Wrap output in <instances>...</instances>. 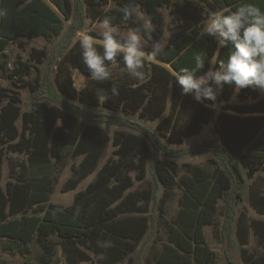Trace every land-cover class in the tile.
<instances>
[{
	"label": "trees",
	"instance_id": "16d2710c",
	"mask_svg": "<svg viewBox=\"0 0 264 264\" xmlns=\"http://www.w3.org/2000/svg\"><path fill=\"white\" fill-rule=\"evenodd\" d=\"M177 0H0V51L20 38L59 37L52 60L59 57L55 87L48 75L45 84L51 104L38 102L33 109L23 111L19 92L0 84V238L9 244L28 246L37 242L43 249L41 264H51L57 253L52 235L62 240L66 264L83 262L121 264L142 243L152 226L150 203L152 189H134L135 181H144L154 157L150 142L141 134L117 130L113 137L98 123L91 122V109L103 108L111 118L118 113L137 115L148 121L159 120V135H147L154 146L164 150L165 158L155 160L154 169L164 185L158 209L166 214L167 205L178 184L183 193L177 214L164 219L167 243L151 248L149 263L153 264H213L216 259L205 236V226L214 224L221 199H227L223 238L231 241L234 232L247 236L252 232L261 243L262 253L243 250L244 264H264V219L248 220L238 215L235 205L243 198L247 175L253 177L264 170V97L258 89L237 90L224 84L215 102H197L192 95H182V89L172 76L181 68H195L197 57L205 68L219 69L232 51L231 45L221 48L213 37L203 35L204 20L190 30L171 36L154 63H146L144 78L132 79L127 74L122 56L115 66L109 65L111 78L104 82H89L82 88L74 84L72 71L80 70L89 77L82 61V51L74 37L88 19L102 23L105 16L117 28H130L149 41L165 32V19L160 11ZM213 11L232 12L245 4H253L264 13V0H203ZM111 2L116 5L106 8ZM141 5L153 23L154 32L143 30V23L133 18L125 20L121 9ZM183 11V10H182ZM186 16V12H182ZM71 21L70 24H67ZM97 41L102 38L91 34ZM23 46V43L21 42ZM102 52L99 43L96 45ZM144 51L151 49L144 47ZM48 55L45 49L33 47L31 61L20 56L12 72L1 61L4 76L12 78L16 87L29 86L36 92L44 82L38 64ZM37 71L35 82L24 77ZM18 83L20 84L18 86ZM115 87L119 95H111ZM105 89L108 99L98 103L96 91ZM12 93V94H10ZM238 97L241 102H231ZM209 107L207 105H213ZM216 107L220 110L216 114ZM216 114V137L198 145L195 152L211 151L217 160L210 171L197 164H186L188 173L179 174L174 153L169 144L181 145L186 139L201 133ZM22 120V128L17 122ZM123 123L129 124L127 120ZM110 142L113 156L99 168ZM82 156L72 166V174L62 186L63 192L76 189L91 178L66 207L49 202L58 182L51 171L30 174L32 168L49 167L61 160L67 150ZM15 153L26 155L20 162ZM5 160L10 165L11 180L6 189L1 185ZM135 173L133 176L132 173ZM252 208L264 216V182L250 185ZM111 241V248L97 246V241ZM88 242H91L88 245ZM243 243H246L244 240ZM15 245V246H16ZM13 247V246H12ZM91 250L92 253L89 251ZM103 255L104 260L97 257Z\"/></svg>",
	"mask_w": 264,
	"mask_h": 264
},
{
	"label": "rangeland",
	"instance_id": "374dc122",
	"mask_svg": "<svg viewBox=\"0 0 264 264\" xmlns=\"http://www.w3.org/2000/svg\"><path fill=\"white\" fill-rule=\"evenodd\" d=\"M115 5L116 4L114 2H111L106 8H111ZM135 9L137 10V14L133 18L134 21H140L144 24L146 20H150L144 7L139 5ZM160 11L162 12L165 19L164 36L154 41H149L140 35L144 47H148L151 49L152 44L159 40L163 43V45H165L168 42L169 38L174 34L183 30L190 31L195 26V24L197 22H200L201 20H204L207 23L208 14L212 12L203 0H177L172 4L162 6L160 8ZM182 12H186L187 15L183 16ZM70 22L71 21H68L67 24H70ZM101 25L102 23L99 22L92 24L90 20L87 19L84 23L83 28L77 32L84 31L89 33L90 35L96 34L100 36ZM113 28H115L122 34L127 33L128 31H132L128 27ZM58 41L59 37L20 38L17 41L10 43L4 52L0 51V84L9 90H15L19 92L21 98V107L23 111L33 109L38 102H45L48 104L52 103V100L49 99L50 96L48 94V88L45 84V80L49 75L52 81V87H55L54 78L58 61H56V59L52 60V57L54 55L56 44L58 43ZM21 42L23 43V46L21 45ZM33 47L38 49H45L48 53V55L43 59V63L38 64L44 82L36 92H33L29 86L20 87L19 83V87H16L12 78L4 76L3 68L1 67V61L5 60L7 62V71L12 72L18 56H20L25 61H31V53ZM57 58L59 60V57ZM54 63L55 73L52 78L51 70ZM72 74L74 78V84L77 88H82L89 82L88 76L83 74L78 69L73 70ZM36 75L37 71L34 69L31 75H27L24 78L34 83ZM262 97H264V92L262 93ZM231 102L239 103L241 101L238 97H235ZM3 104V102H0V109ZM219 110L220 108L216 107V114L219 112ZM90 111L94 112V115H92L91 117V122L98 123L110 134L111 137H113L114 133L117 130L135 132L141 134L145 139H147L150 142L153 151H155L154 157L148 166L145 180L135 181V185L133 187V190L152 189L153 191L154 198L150 203L152 226L148 234L143 239L142 243L139 245L138 249L133 254H131L123 263H121L153 264L148 262V258H151V248L153 246L161 248L164 243H167L164 219L170 221L171 218L177 214L180 206L179 201L183 193V189L177 184L174 187V195L167 205L166 214L160 213L158 204L164 191V185L159 181L155 173L154 163L158 158H165V155L163 154L164 150L156 148L149 137H147V135L149 134L151 136L159 135L157 125L160 119L156 121H148L145 119H141L137 115L126 116L122 113H118L111 118L110 112L103 108L91 109ZM216 114L209 124L203 126L200 134L186 139L185 142L181 145L169 144L165 140H162L166 148H170L174 153L173 159L179 165L178 176L188 173V170L185 166L186 164H197L206 168L207 170L212 171L214 170L215 165L213 164V162H211V160H217L218 162H220L219 158L215 157V155H213L211 151L195 152L193 150L195 147L203 144L205 141L212 140L214 139V137H216ZM123 120H127L129 124L123 123ZM17 124L19 128H22L21 119L18 120ZM113 151L114 147L112 145V142H110L103 155V158L101 159L99 168L108 160V158L113 156ZM14 155L18 157L20 162H27L26 155L19 153H15ZM81 159L82 156L75 155L73 151L69 149L64 153L61 160L54 163L53 165L43 168H32L30 170L31 176H34L35 174H41L44 171H51L56 175L58 182L49 202L61 207H66L73 202L74 197L78 193V191L84 189L89 183L94 174L82 181V183L76 189L69 192L62 191L63 184L72 174V166L75 164H79ZM244 174L247 178L244 195L243 198L239 200L237 205H235V209L238 211V215L243 214L248 220L252 218L264 219L263 215H260L252 208L249 201L250 185L254 184L255 186H260L264 182V170H260L256 172L253 177H249L247 175V169L244 168ZM132 175L134 176L135 173L133 172ZM11 179L12 177L10 176V165L8 161L5 160L1 180V185L4 189H6L7 182ZM227 203L228 202L226 198L220 200L219 211L216 215L215 222L214 224L205 226V236L211 249L216 254V259L213 264H244L242 259L243 250L247 249L251 252H255L256 254H261L263 249L260 241L253 235L252 232H249L245 238L244 236H240V234H237V232H234L231 241H229V238H226V240H224L223 231L225 222V209ZM51 238L53 244L57 249V253L51 264H66V258L62 251V239L57 234H53ZM244 240L246 241V243H243ZM90 244L91 242H88V245ZM15 245L16 244H9L8 240L6 239L0 238V264H41L40 260L43 255V249L36 241L28 246ZM89 251L92 253L91 250ZM81 264L100 263L83 262Z\"/></svg>",
	"mask_w": 264,
	"mask_h": 264
},
{
	"label": "clouds",
	"instance_id": "9594fccd",
	"mask_svg": "<svg viewBox=\"0 0 264 264\" xmlns=\"http://www.w3.org/2000/svg\"><path fill=\"white\" fill-rule=\"evenodd\" d=\"M121 12L125 20L137 14V10L130 6L123 7ZM143 30L148 34L154 32L150 20L144 22ZM202 34L215 38L221 48L231 45L232 51L227 62L221 63L219 69L212 65L203 75H198L205 68V63L199 57L196 58L195 68L184 67L174 71L172 76L182 89V95H192L199 103L205 99L215 102L224 84L234 85L237 90L251 88L264 92V13L259 7L245 4L232 12H210ZM100 36L102 39L97 41L89 33L80 31L74 37L80 45L88 78L96 82L111 78L109 65L115 66L120 56L129 77L141 80L146 63H154L164 48L159 40L152 44L150 52L144 51L142 38L137 32H118L111 26L107 16L102 22ZM98 43L102 52L97 49ZM111 95H119L115 85L111 88ZM96 97L101 104L108 99L107 91L98 89ZM97 246L108 249L114 245L111 241L98 240ZM97 259L102 261L105 257L100 255Z\"/></svg>",
	"mask_w": 264,
	"mask_h": 264
},
{
	"label": "water",
	"instance_id": "95a60500",
	"mask_svg": "<svg viewBox=\"0 0 264 264\" xmlns=\"http://www.w3.org/2000/svg\"><path fill=\"white\" fill-rule=\"evenodd\" d=\"M56 61H58V58H56ZM54 73H55V63L53 64V66H52V70H51V77L53 78V76H54ZM223 252H224V250H223Z\"/></svg>",
	"mask_w": 264,
	"mask_h": 264
}]
</instances>
